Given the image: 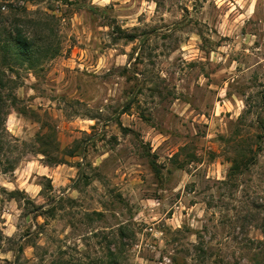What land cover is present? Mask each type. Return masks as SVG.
I'll list each match as a JSON object with an SVG mask.
<instances>
[{"label": "rangeland", "instance_id": "obj_1", "mask_svg": "<svg viewBox=\"0 0 264 264\" xmlns=\"http://www.w3.org/2000/svg\"><path fill=\"white\" fill-rule=\"evenodd\" d=\"M0 6L59 51L19 69L39 119L5 116L21 159L0 174L18 191L0 196V264H264V0ZM42 122L65 163L37 153Z\"/></svg>", "mask_w": 264, "mask_h": 264}, {"label": "trees", "instance_id": "obj_2", "mask_svg": "<svg viewBox=\"0 0 264 264\" xmlns=\"http://www.w3.org/2000/svg\"><path fill=\"white\" fill-rule=\"evenodd\" d=\"M10 11L12 12L8 19L0 6V174L13 173L21 159L17 139L5 127L4 121L8 110L13 108L22 115H34L36 119H39L38 113L25 106L17 105L19 99L15 89L21 85L17 79L19 69L36 72L44 58L53 57L59 52L57 48H52L43 31L38 32L32 29L30 24L34 19L25 7H17ZM35 143L37 153L46 158L49 164L65 163L63 155H53L50 152L52 145L53 152L59 151V147L55 130L49 124L41 123L40 131L35 135ZM75 152L76 149L69 155L73 156ZM255 158L256 151L252 149L240 157H232L229 160L227 176L233 178L245 172L255 163ZM151 164L154 171H159L154 160H151ZM16 192L18 191H8L0 185V196L6 194L14 198ZM261 229L263 238L260 240V245L264 257V224ZM21 249L20 246L19 250ZM110 258V262L106 264H120V258L116 253H111ZM18 261L19 258H16V263Z\"/></svg>", "mask_w": 264, "mask_h": 264}]
</instances>
